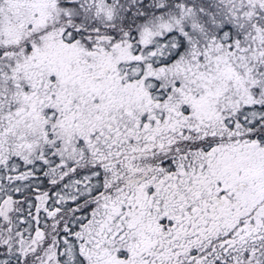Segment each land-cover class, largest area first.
<instances>
[{"label": "snow or ice", "instance_id": "6c2138e0", "mask_svg": "<svg viewBox=\"0 0 264 264\" xmlns=\"http://www.w3.org/2000/svg\"><path fill=\"white\" fill-rule=\"evenodd\" d=\"M0 264H264V0H0Z\"/></svg>", "mask_w": 264, "mask_h": 264}]
</instances>
